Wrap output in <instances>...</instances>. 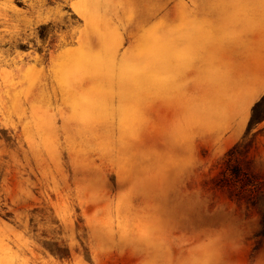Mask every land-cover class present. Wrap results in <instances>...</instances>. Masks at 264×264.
<instances>
[{
    "label": "rangeland",
    "instance_id": "374dc122",
    "mask_svg": "<svg viewBox=\"0 0 264 264\" xmlns=\"http://www.w3.org/2000/svg\"><path fill=\"white\" fill-rule=\"evenodd\" d=\"M263 95L264 0H0V264H264Z\"/></svg>",
    "mask_w": 264,
    "mask_h": 264
},
{
    "label": "crops",
    "instance_id": "0c3cea01",
    "mask_svg": "<svg viewBox=\"0 0 264 264\" xmlns=\"http://www.w3.org/2000/svg\"><path fill=\"white\" fill-rule=\"evenodd\" d=\"M215 11L216 8L214 12L205 13L201 9L191 7L187 10L183 8L182 11H174L173 7L172 12L167 13V20H169L166 24L167 43H172L173 49L187 45L191 47V50L197 51L196 47L206 42L207 25L212 28L220 26L221 12Z\"/></svg>",
    "mask_w": 264,
    "mask_h": 264
},
{
    "label": "clouds",
    "instance_id": "9594fccd",
    "mask_svg": "<svg viewBox=\"0 0 264 264\" xmlns=\"http://www.w3.org/2000/svg\"><path fill=\"white\" fill-rule=\"evenodd\" d=\"M232 250L219 237L203 238L186 253V264H233L229 260Z\"/></svg>",
    "mask_w": 264,
    "mask_h": 264
},
{
    "label": "trees",
    "instance_id": "16d2710c",
    "mask_svg": "<svg viewBox=\"0 0 264 264\" xmlns=\"http://www.w3.org/2000/svg\"><path fill=\"white\" fill-rule=\"evenodd\" d=\"M264 121V95L255 103L252 108L251 119L249 122L248 132L258 124ZM264 224V221H263ZM264 234V229L263 232Z\"/></svg>",
    "mask_w": 264,
    "mask_h": 264
}]
</instances>
